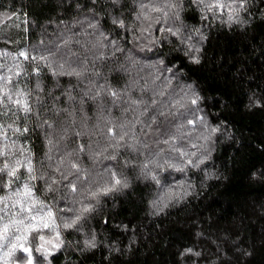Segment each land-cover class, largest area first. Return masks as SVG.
<instances>
[{"label":"trees","instance_id":"1","mask_svg":"<svg viewBox=\"0 0 264 264\" xmlns=\"http://www.w3.org/2000/svg\"><path fill=\"white\" fill-rule=\"evenodd\" d=\"M174 2L177 8L169 11L167 24L153 22L150 32L141 35L139 29L148 22L135 20L133 9H138L139 0H0V64L6 66L0 74L9 67L21 72L16 82L33 96L37 82L40 84L43 91L39 101H32L34 112L41 102L50 103L47 93L60 95L61 89L76 81L51 75L52 69L45 68L43 61L40 74L35 75L36 63L25 61L19 52L47 55L49 48L64 41L81 57L87 54L89 60L93 52H102L110 58L96 61V69L104 77L100 83L106 81L118 89L128 83L129 76L120 70L123 58L111 56V40L134 49L139 65L145 66L141 72L145 78L154 70L148 65L171 66L180 85L191 86L200 98L197 105H189L194 111L188 112L187 119L203 117L195 126L187 125L183 118L178 121L185 125L181 131H190V135L177 139L176 144L189 154L196 153L190 157L194 163L203 161L178 172L151 162L163 163L169 154L167 145L154 143L156 125L144 131L137 125L116 146L123 134L118 127L124 120L119 108L106 105L103 110V97L83 104L73 117L75 131L81 135L66 139L63 148L70 151L80 144L86 146L78 157L82 169L76 181L78 193L87 189L90 195L99 187L110 186V172H116L127 187L117 186L95 200H86L62 185H54L61 191L47 192L43 181L32 182L39 189L36 196L54 210L61 206L80 209L83 205L74 204L75 200L93 206V211L83 214L79 230L57 229L63 243L59 249L46 245L51 251L47 259L33 253L38 264H264V0H247L246 10L232 23L226 22L227 15L214 17L197 0ZM159 15L152 13L153 18ZM115 17L125 20L127 31L112 23ZM90 22L97 27L89 28ZM162 26L180 28L181 34L157 32ZM190 45L199 51L191 50ZM54 107H68V103ZM45 116L47 108L42 116L27 120L31 130L27 137L10 134L7 142L15 140L29 148L34 163L44 160L55 168L62 151L53 150V160L47 161L46 129L37 126ZM211 128L218 131L205 139ZM110 129L117 134L113 136ZM47 138H53L51 129ZM161 147L165 149L161 156L150 151ZM171 155L177 157L175 152ZM15 158L23 159L19 154ZM42 170L59 178L58 172L47 167ZM59 216L66 218V214L58 213L57 224L61 225ZM41 234L57 242L55 232ZM93 238L95 246H86L85 241ZM39 243L36 240L33 246Z\"/></svg>","mask_w":264,"mask_h":264},{"label":"snow or ice","instance_id":"2","mask_svg":"<svg viewBox=\"0 0 264 264\" xmlns=\"http://www.w3.org/2000/svg\"><path fill=\"white\" fill-rule=\"evenodd\" d=\"M197 2L203 4L208 12L213 13L214 17L227 15L226 22L232 23L239 19L241 11L246 10L247 0H210L208 3H205V0H197ZM176 8L177 4L174 0H139L138 9H133L135 20L141 23L148 22L146 28L139 29L141 35L150 32L153 22L167 24L169 11ZM152 13L161 15L153 18ZM175 18L179 19L178 12H176ZM204 19H208L207 15L204 16ZM112 23L121 29L128 30V26L122 18L115 17ZM88 27L95 29L97 24L90 22ZM156 31L167 32L172 36L181 34L180 28L173 29L172 27L162 26ZM108 43L112 47L111 56L116 57V60H120L122 57L125 62L121 65L120 70L129 76V81L122 88L114 89L106 81L100 83L104 77L96 69V61L110 57L102 52H93L91 60L87 54L81 57L68 46V41H64L63 45L49 48L47 55L37 56L30 55L26 51L19 52V56L25 61L36 63L35 75L40 74V62L43 61L45 68L52 69L51 75L70 77L76 81L75 84L70 83L67 89H61L60 95L47 93L46 95L51 98L50 103L45 105L41 102V106L35 112L32 101H39V92L43 91L40 84L37 82V93L33 96L32 91L19 88L15 78L21 76V72H14L13 68L9 67L4 74H0V109H2L0 110V193H3L0 195V205H2L0 207V213H2L0 215V251L3 252V255L0 256V264H9L10 260L13 264H38L34 258V252L47 259L51 255V251L46 245L59 249L63 243L57 229L62 226L64 229L77 228L79 230L77 226L84 218L83 214L93 211L91 203L83 204L81 200L73 201L74 204L83 205L80 209L61 206L54 210L52 205L36 196L39 189L32 182L43 181L47 192L61 191V188L54 187V185H62L63 189L70 190L73 194L83 195L86 200H95L100 194L106 195L116 190L117 186L127 187V182L117 176L116 172H110V186L99 187L96 191H91L90 195L87 189L78 193L76 181L79 180L82 171L78 157L80 153H85L86 146L80 144L78 148L70 151H63V148L67 147V144L64 143L66 139H71L73 136L79 138L81 135L79 131H75L77 124L73 117L80 111L83 104L103 97L100 102V107L103 110H107L106 105L119 108L124 115V120L118 125L123 134L119 135L116 146H119V142L123 141L124 137L129 135V132L137 125L142 126L140 131H144L145 128L151 129L153 125H156L158 136L154 143L167 145L169 149V154L163 159V163L151 161L157 168L183 172L186 167H196L203 162L198 160L194 163L190 157L195 156L196 153L189 154L176 144L177 139H183L190 135V131H181L185 128L183 123L178 124L181 118L191 126L203 121V117L187 119L188 112L194 111L189 105H197L199 96L191 91V86L180 85L177 81V73L171 66L148 65L147 67L154 70L149 72L145 78L144 75H141L145 66L139 65L138 57L133 54L134 49L121 47L111 40ZM153 43L155 42L153 41ZM99 47H103V45ZM189 47L191 50L199 51L194 46L190 45ZM143 50L141 48V51ZM117 53L121 55L117 56ZM86 62L91 64V67H88ZM193 62L199 63V60L193 57ZM158 64L162 65L163 62L159 61ZM5 67L0 64V69ZM138 67L139 70H137ZM173 81H177L175 86H173ZM61 97L64 99L62 100ZM64 102L68 103V107H54L55 104ZM45 108H47L48 116L40 120L37 126L46 129V139L49 145L46 153L47 161L53 160V150L62 151V155L56 161L55 168L52 164L45 165L44 160H37L34 163L29 148L18 145L15 140L11 143L7 142L10 139V134L27 137L31 131L27 127V120L42 116ZM69 109L72 111L70 112ZM181 109H187V111ZM18 113H23V117ZM49 119H52L53 123H48ZM8 120L12 122L8 123ZM165 124L167 126L162 127ZM173 128L179 135L172 132ZM48 129L52 130V139L47 138ZM109 131L113 136L117 134L112 129ZM217 131V128H211L209 136L204 138L210 139L211 134ZM143 147H148V145L144 144ZM192 147L195 148L196 145L193 144ZM150 151L161 156L165 149L161 147ZM172 152L177 153V157H172ZM16 154H19L23 159L15 158ZM110 158L115 160L116 156ZM185 158L187 159L185 160ZM174 159L177 162H171ZM37 165L40 167L38 168ZM45 167L58 172L59 178H52L51 172L43 171L42 169ZM144 167L147 168V165ZM152 179L156 180L157 184L160 183L156 175H152ZM58 213L66 214V218L59 216L61 225L57 224ZM69 213L71 215H67ZM6 217L8 218L7 222H5ZM44 230L55 232L57 242L53 243L51 239L46 240L45 236L41 234ZM36 240H39L40 243L34 247L33 243ZM85 245L94 247V238L86 240ZM188 251L190 252L191 249ZM18 252L21 254L19 257L16 255Z\"/></svg>","mask_w":264,"mask_h":264}]
</instances>
